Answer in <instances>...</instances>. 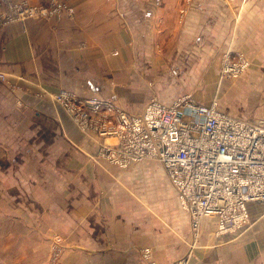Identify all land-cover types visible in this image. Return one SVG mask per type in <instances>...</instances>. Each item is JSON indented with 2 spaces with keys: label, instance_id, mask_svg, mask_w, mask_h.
<instances>
[{
  "label": "crops",
  "instance_id": "1",
  "mask_svg": "<svg viewBox=\"0 0 264 264\" xmlns=\"http://www.w3.org/2000/svg\"><path fill=\"white\" fill-rule=\"evenodd\" d=\"M63 1L73 6L72 17L14 21L0 29L6 76L0 81V264H48L54 234L64 240L57 264H145L144 247L158 264H170L191 225L162 166L99 170L89 157L97 154L98 140L45 97L66 89L136 112L150 99L123 98L144 88L141 80L156 81L158 95H175L163 92L164 80L178 73L201 78L229 46L245 51L249 62H263L248 51L256 33L264 37L261 2ZM248 213L247 225L223 235L215 232V218H203L189 264H264V207L251 202Z\"/></svg>",
  "mask_w": 264,
  "mask_h": 264
},
{
  "label": "built area",
  "instance_id": "2",
  "mask_svg": "<svg viewBox=\"0 0 264 264\" xmlns=\"http://www.w3.org/2000/svg\"><path fill=\"white\" fill-rule=\"evenodd\" d=\"M0 3V28L24 18L73 15V9L59 1L50 9L25 2ZM221 60V77L235 79L248 66L239 52L225 51ZM5 80L0 72V81ZM48 96L80 132L100 142L99 155L110 164L125 168L156 160L190 218L193 235L207 217L216 219L217 235L234 233L249 223V203L264 207V118L248 121L230 116L215 102L204 106L188 94L169 103L152 98L138 113H129L111 100L80 98L69 90ZM60 243L54 235V259L63 251ZM140 255L145 264H158L151 248H141ZM170 264H189V258Z\"/></svg>",
  "mask_w": 264,
  "mask_h": 264
},
{
  "label": "rangeland",
  "instance_id": "3",
  "mask_svg": "<svg viewBox=\"0 0 264 264\" xmlns=\"http://www.w3.org/2000/svg\"><path fill=\"white\" fill-rule=\"evenodd\" d=\"M7 1L14 2V3L25 2V4L29 6H39V7H43L47 9L52 8L54 2L59 1L64 4H67L63 0H55V1L46 0V2L43 4L35 3V2H32L31 0H7ZM256 1L258 2L260 1L262 5V7H258V11L260 8L264 11V0H256ZM67 5L73 9V14H74L73 6L69 4ZM2 9H3V6L0 3V11ZM58 15H61V14H55L51 18L58 16ZM72 16H68V17H72ZM51 18H46V17L24 18L22 20H15V22L16 21L24 22L27 19H51ZM251 27L257 29L256 27L258 26L255 23H253ZM0 29H2V27ZM256 36H259V37L252 40V43H254V45L253 47H251L252 45H250L248 47V51H250L256 56L257 61H259L260 58H262L263 62H257V63L255 62L252 63L251 61L249 62V59L247 58L245 51H243L242 49L238 47H230V46L225 47L224 50L219 54L218 61L215 64L214 62L207 64V70L205 71V75H202L201 78H198V79L187 78V77L182 78L183 75L181 74L179 75L178 73V75L164 80L163 85L167 87L168 89H165L163 92L176 91L175 95L171 96L170 94H159V95L156 94V81L144 79V80H141V83L143 81L144 88H139L137 92L136 91L134 93L131 92L132 94L124 95L125 98H123V100L129 101V102H136L138 100L141 102L144 101L145 103L148 98L149 99L156 98L157 100L164 102L163 99L166 97H170V101H171L173 97L177 95L188 94L194 101L199 102V103H202V102L206 103L208 101L216 102L220 110H223L225 112H228L234 115H238V116L243 115L244 117L251 118L253 117L252 114L254 112L264 114V70H262V66L264 68V37H261L263 36L261 33L260 34L256 33ZM225 51H231L234 53L239 52L245 57V59L248 62V66L246 67V69L235 79L221 77L220 75V71H221L220 69L222 67L221 65L222 54L225 53ZM188 65L190 64H184V67H187ZM182 66L183 64L180 65V67ZM249 72L251 73L250 77L251 78L254 77V79L252 78L253 80H251V78L249 77L250 75ZM60 90H66V89H60ZM45 98H48L49 100H51V98L48 95ZM107 100H111V99H107ZM111 101L114 102V100H111ZM114 103L119 108L129 113H138L140 109L142 108V107L138 108L136 112H131L129 111V109L125 108L119 101L118 102L116 101ZM98 146L100 148L99 141H98ZM89 157L92 160H94V163L96 162L94 166L98 167L99 170H160L159 166L155 164L157 161L153 159H146V160H153L154 162V164H152L153 166L145 165L144 163L139 164L140 162H142L140 161V162L129 164L127 167H125V169H120L119 167L110 164L104 158H101L99 155V149L95 156L89 155ZM198 233L197 235H193L191 231L188 235V238L183 240L182 253H180L176 258L174 257L175 260L182 259V258H187V259L189 258L190 260L192 258L193 253L198 247V241H197ZM54 235H57V234H54ZM54 235L50 236L49 238L50 251L48 255V258H49L48 264H57L62 254L61 253L57 259H54V256H52L51 244H52V239ZM60 245L62 246L64 245L63 238H61Z\"/></svg>",
  "mask_w": 264,
  "mask_h": 264
}]
</instances>
